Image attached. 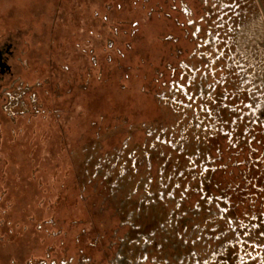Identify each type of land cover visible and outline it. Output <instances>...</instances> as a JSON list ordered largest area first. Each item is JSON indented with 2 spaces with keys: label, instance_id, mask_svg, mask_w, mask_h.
I'll return each instance as SVG.
<instances>
[{
  "label": "rangeland",
  "instance_id": "rangeland-1",
  "mask_svg": "<svg viewBox=\"0 0 264 264\" xmlns=\"http://www.w3.org/2000/svg\"><path fill=\"white\" fill-rule=\"evenodd\" d=\"M13 30L0 264H264V0H0Z\"/></svg>",
  "mask_w": 264,
  "mask_h": 264
},
{
  "label": "trees",
  "instance_id": "trees-1",
  "mask_svg": "<svg viewBox=\"0 0 264 264\" xmlns=\"http://www.w3.org/2000/svg\"><path fill=\"white\" fill-rule=\"evenodd\" d=\"M19 31L21 32V30H18V32ZM20 34H17V32H15L14 30L13 31H9L7 34H5V36H4L3 40H2L3 41L2 43H11L14 47L17 46V48L18 47L20 48L21 44H22L21 43L22 39H21V35ZM19 69L17 68L16 71L14 69V75L12 77H9L8 79H6L4 82L7 83L10 80H12V78L15 76V74L19 72ZM175 74L177 76L176 71H175ZM1 84L2 83H0V89L2 88V86H4V85H1ZM0 120L4 121L5 123H8V122L12 123L7 118H5V117H3L1 115V109H0ZM4 146H6V147L8 146V142L6 140H4ZM10 146L12 147V150L13 149L18 150V153L16 151H11L10 156H8L9 157L8 158L9 168L11 169V171H10L11 172V179H12L11 183L13 184V187H14V184H15L14 183V181H15L14 173L16 172V168H18L19 172H21V173L23 172V169H24V171H26L28 174H30L32 158L30 156V153H28L29 152L28 151L29 150L28 146L24 147V145L22 143H20V142H17V143H15L13 145H10ZM21 146L23 147L22 151L20 150L22 148ZM17 148H19V149H17ZM33 185H34L33 181H29V183L23 185L24 187L26 186L25 188L23 186L21 187V185H20V189H18L15 192V195L20 196V197H16V201L14 202L16 205L18 203V205H17L18 207H23V209L25 210V206H26L27 200H33L32 198H33L34 191L37 190L36 186L34 187V189L32 188ZM38 192H40V191H38ZM21 212L24 213L23 210ZM26 212L24 213L25 218H26V216L29 215L28 211H26ZM13 214H16V212L15 213L13 212ZM9 217H11V216H9ZM12 221H14V217H13ZM5 224H6V218L4 219V225ZM7 228L10 229L9 226ZM8 260H9V258H8Z\"/></svg>",
  "mask_w": 264,
  "mask_h": 264
},
{
  "label": "flooded vegetation",
  "instance_id": "flooded-vegetation-1",
  "mask_svg": "<svg viewBox=\"0 0 264 264\" xmlns=\"http://www.w3.org/2000/svg\"><path fill=\"white\" fill-rule=\"evenodd\" d=\"M11 43H4L3 49H0V83H3L9 77L14 75L15 49Z\"/></svg>",
  "mask_w": 264,
  "mask_h": 264
},
{
  "label": "bare ground",
  "instance_id": "bare-ground-1",
  "mask_svg": "<svg viewBox=\"0 0 264 264\" xmlns=\"http://www.w3.org/2000/svg\"><path fill=\"white\" fill-rule=\"evenodd\" d=\"M94 11V10H93Z\"/></svg>",
  "mask_w": 264,
  "mask_h": 264
}]
</instances>
